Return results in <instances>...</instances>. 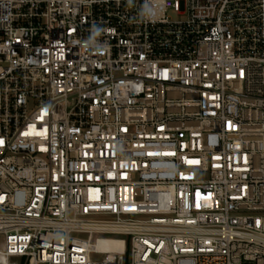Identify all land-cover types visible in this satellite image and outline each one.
<instances>
[{"label": "built area", "instance_id": "1", "mask_svg": "<svg viewBox=\"0 0 264 264\" xmlns=\"http://www.w3.org/2000/svg\"><path fill=\"white\" fill-rule=\"evenodd\" d=\"M1 237L0 264H264V0H0Z\"/></svg>", "mask_w": 264, "mask_h": 264}, {"label": "rangeland", "instance_id": "2", "mask_svg": "<svg viewBox=\"0 0 264 264\" xmlns=\"http://www.w3.org/2000/svg\"><path fill=\"white\" fill-rule=\"evenodd\" d=\"M3 241V237L0 238V244ZM129 236L127 235H108V234H97L94 237L93 243L96 248L102 250H117L123 248L125 244H128ZM102 252H97L101 254Z\"/></svg>", "mask_w": 264, "mask_h": 264}]
</instances>
